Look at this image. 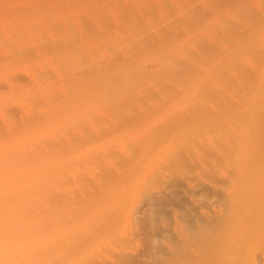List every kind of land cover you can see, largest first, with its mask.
I'll list each match as a JSON object with an SVG mask.
<instances>
[{
	"label": "rangeland",
	"instance_id": "rangeland-1",
	"mask_svg": "<svg viewBox=\"0 0 264 264\" xmlns=\"http://www.w3.org/2000/svg\"><path fill=\"white\" fill-rule=\"evenodd\" d=\"M262 50L264 0H0V120L14 123L0 124V137L11 131L18 144L30 135V144L40 125L23 122L25 110L37 120L46 109L44 149L35 152L34 146L18 145L28 159L33 153L32 158L54 160L46 167V205L59 212L52 217L63 230L60 248L74 251L67 264H264V98L258 109L255 105L241 113L237 104L242 99L234 100L247 95L260 73L264 76ZM68 93L77 97L68 100ZM89 98L91 108L81 114L95 123L57 125L63 102L74 99L71 107L78 108ZM178 108L170 118V111ZM244 111L255 114L257 125L251 126L262 133L257 136L249 128L257 143L250 141L256 146L246 157L251 167L243 177L231 178L246 181L235 183L238 188L245 186L227 189L235 200L214 195L216 201L206 192L192 197L202 207L172 206L164 222L167 234L151 230L158 244L150 252V231L141 210L144 192L159 179L153 156L162 145L158 142L167 141L166 156L180 145L197 149L201 141L184 138L183 127L210 123L219 128L231 117L244 122L251 116ZM142 127L145 132L151 128L143 136L150 144L145 141L149 150L146 145L145 154L138 155ZM119 131L122 137L114 139ZM8 138H0V174L11 177L15 168L9 164ZM214 182L220 188L221 182ZM209 194L213 201L205 202ZM8 195L4 186V204L18 211L33 199L30 192L15 199ZM214 201L219 203L212 205Z\"/></svg>",
	"mask_w": 264,
	"mask_h": 264
},
{
	"label": "bare ground",
	"instance_id": "bare-ground-1",
	"mask_svg": "<svg viewBox=\"0 0 264 264\" xmlns=\"http://www.w3.org/2000/svg\"><path fill=\"white\" fill-rule=\"evenodd\" d=\"M26 6H29V5L27 4ZM26 8H28V7H26ZM261 46L263 47V44H261ZM261 46L259 45V48H261ZM258 51H259V49H258ZM263 51L264 50H262V52ZM247 62H249V60ZM105 63H106V65H108L107 62H105ZM252 63H254V62H252ZM251 65H253V64H251ZM261 68L262 67H260V70H261ZM246 70H247V68H246ZM255 71L257 72V70H255ZM258 72H259V70H258ZM259 75H261V76H259ZM259 75H258L259 80H257L256 84L253 85L254 87L249 88L250 91H248V93L246 92V89H245L246 87H248V86H246L247 84L245 85L246 87L243 88V90L245 89V92L247 93V95L240 94L237 98H234V100L238 99V101H241V100H239V98L242 99L243 106L245 105V108L242 107L240 109L239 105L242 106V104H241L242 101H241V103L239 102L240 104L239 103L237 104L238 105L237 106L238 107L237 108L238 113H241L240 111L243 109L244 110L247 108L252 109L253 106H255V105L257 106V109L260 107L261 104H259V101H260V103H262L261 99L263 100V98H264V76H263V73H260ZM95 77L96 76H94V78ZM33 80H35V79L33 78ZM86 85H89V84H86ZM84 87L82 86L81 89L83 88V90L85 91V89H87V88L86 87L84 88ZM88 87L90 88L91 86L89 85ZM78 90H80V89H78ZM245 92H244V94H245ZM73 94H75V93H73ZM73 94H72V96H73ZM66 96H68V100H69L71 95L68 93ZM75 97H77V94H76V96H73L71 98H75ZM55 98L58 100L57 97H55ZM66 99H67V97H66ZM73 100L74 99H72L69 102H63L62 101L63 103L61 101H59L62 103V105L59 106V107H62L61 108L62 110H59L58 112H56L57 111L56 107H57V104L59 102L58 103L55 102V103H57L56 107L54 106V104H52L53 106H51V107H55V110H56L55 112L60 114V116L57 115L56 117L54 116V118L57 119L58 116H59V118L61 117L60 119L55 121V122H57V125H64V124H68V125L76 124V125H78L80 123L84 124V125L85 124H87V125L91 124L92 125L93 123H95L92 121H91L92 122L91 123L89 120H87L81 114L83 109L86 108L88 110L91 108V106H90L91 104L89 101L90 98L88 100H86V102L84 101L81 106H78V108H77V106L71 107L73 105ZM236 101L237 100H235V102ZM258 105H259V107H258ZM69 107H71L72 109L74 108V109L72 110ZM209 107H211V106H209ZM179 109L180 108L173 110V111H170L171 112L169 114L170 118L172 117L171 114L172 115L176 114L174 112H180L181 109H180V111H179ZM238 109H240V110L238 111ZM52 110L54 111L53 108H52ZM29 111H31V110H29ZM65 111H66V113H65ZM213 111L215 112L216 109H214ZM235 111L236 110H234L233 112H235ZM248 111L251 112V110H248ZM25 113H26L25 114L26 119H25V121L23 119V122H26L27 125H37V126L40 125V126L36 130L37 133H36V135H34L35 136V138L33 139L34 141L31 140L33 143L31 142L30 144H28L29 140L27 137L30 136V135H28L27 137L24 138V140L22 142H20L21 144L20 143H18V144H20V145L24 144L21 147H24L26 144H28V146H34L35 148H32V150L35 149V152H36V149H39V147H41L40 149L43 150L44 148L40 144L43 143L47 139V138H45L46 137V135H45L46 134V118L49 115L46 116L47 114H46V109H45L44 111H42L41 113L38 114V116L36 117L37 120H35V119H33L34 117L32 118V115H30L31 112L27 113L25 110ZM242 113H243V111H242ZM244 113L248 114L247 111H244ZM255 113H257V112H255ZM233 114H235V113H232V116H233ZM229 115H231V114H229ZM236 115L238 117V115H240V114H235V116ZM248 115H251V114L249 113ZM252 115L248 116V118L246 116H244V119H245V117L247 118L246 120H244L245 123L241 122L242 117L240 118V120H241L240 122L237 121L239 119L236 118L237 120L235 121V119L231 117L232 120H234L233 121L234 123L238 122L239 124H241V125H239L237 123V126L235 125L236 123L234 124L232 122L230 116H229V118L231 121L229 120L227 122L224 119V121L227 122L226 123L227 125H224V124L222 126L219 125L220 126V127L218 126L219 128H216L215 127L216 125H211L210 123H208L210 125H208V124L207 125H204V124L200 125V123H199V125H194V124L192 125L189 123L190 125H188L187 128L183 127L185 129V132H184L185 137L184 138H186V136H189V138L193 137V138H191L192 141H194V140H195V142L198 140H199V142L201 141L200 142L201 145L197 149H195L196 147L194 145H192L194 148L191 146L192 149H190V150L186 149L185 150V148L181 147L182 145H180L179 146L180 149L178 150L179 152L178 151L174 152L176 150L175 149L173 152L171 151L173 154L170 152L171 154L168 153V155L166 156L167 153L164 152L163 148H164V146H165V149H166V147H168L165 145L167 141L165 143H162L163 141L158 142L159 143V144H157L158 146L161 144L162 145L160 146V148H158V150L155 152V154L153 156H155L154 161H156L160 166V168H158V169H160L159 179L156 181L157 184L155 183L156 187L154 186L153 183L152 184H153L154 188L150 189L151 188L150 187L148 190L149 186L147 187L148 191L144 192L145 194H144L143 200H142L143 210H141V212L143 211L142 212L143 215H141V213L139 212L140 215L144 218L141 220H145L144 221L145 225L148 227V229L150 231V233L148 234L149 237L147 240V242H149L148 247H149V249H151V250H149L150 252H152V249H154L158 244V243L156 244V242H157L156 238H155V236L151 230L153 228L154 229L157 228L161 232H165L167 230L166 226L164 225V222L166 223L167 222L166 220L169 218V216L171 217L172 206H175L178 208L184 207V206H192L195 201L197 202L196 198L192 199V197L195 195H201L203 193L206 194V192L213 194V196L219 195V196H222L224 198H225V196L226 197L228 196L227 198H230V196H231L232 197L231 199L235 200L232 193L229 196V192H231V191H229V190L227 191V189L229 187L237 186L236 184H238V183L240 184L241 181H242L241 183H243V182L246 183V181L240 180V182H235L236 183L235 184L234 182H232V179L235 178L234 175L236 177H238L239 175H240V177H243V176H241V174L242 175H243V173L246 174V168L251 167L250 165H248V161H250V160H247L248 158H246V157H249V159H250V155L252 154L253 148L256 147V146L255 147L250 146V145H252L251 142L254 139L251 140L253 138V136H251V133H250L251 129L249 131V128H252V131L256 132V131H254V128H253V126H251V124L257 125V123H255L257 121V119L255 120L256 116H254L255 114L253 116ZM224 117L227 118L228 116L227 117L224 116ZM261 119L263 120V117H261ZM213 120H214V118L212 119V122H213ZM260 120L258 119L259 123H260ZM161 123H158V124H161ZM0 124L1 125H3V124L14 125V123L8 122L5 118H2L0 120ZM201 124H202V122H201ZM249 124H250V126H249ZM41 125H45V126H41ZM99 125H104V124L101 123ZM231 125H233V126H231ZM263 125H264V123H263ZM144 126H146V125H143V127ZM149 126L152 127L153 125H149ZM247 126H249V127H247ZM29 127H28V129H29ZM143 127H142V129L140 128V131L143 130L142 132H144V133H142L143 135L138 133V136H137L138 139L136 138L137 139L136 143H138L136 150H138V153H140L138 155H144L145 154L144 148H146V145H147V144L145 145V141L147 143L148 140L145 139L146 137H143V136H145L151 130L150 127L146 128V132H147L146 133L144 130L145 127H144V129H143ZM153 127H155V125ZM161 127H162V125H160V129H161ZM97 128L99 129V127H97ZM149 128H150V130H149ZM155 128L157 129V127H155ZM28 129H27V127L25 128L26 131ZM98 129H96V130H98ZM147 129H148V131H147ZM119 130H120V128H119ZM260 131H263V130H260ZM178 132L182 133V131H178ZM10 133H11V131H6L4 133V135L3 134L1 135L3 137H6V136L10 137V139L8 138V143L10 144V146L12 148V159L13 160L9 161V164L11 167H14L15 169L13 168L14 169V175H12L11 177H8L7 175L0 174V264H67L68 259L72 256V253L74 251H72V250L70 251L69 249L60 248L61 247L60 241L57 242V240H59V238H61L64 235L63 230H62V228H60V225L58 224V222L53 221V217H52L55 215L57 216L59 214V212H58L57 208H56L57 211L55 212V209L52 210L51 206L46 205V189H45V183H46L45 174L47 171L46 167H48L47 165H49L50 162H51V164H53L54 160L53 161L50 160V162H49V160L47 161L46 159L42 160L41 156H40L41 160L39 159L38 156L34 157L35 158L34 159V158H32L33 153H30L31 154L30 156H32L31 157L32 159L31 158L28 159L29 157H26V155L24 156V153H23V152H25V154H27L26 150L24 148L23 149L20 148V146L17 144V142L19 141L17 136L12 138ZM121 133L119 131L117 133L118 136H115V137L113 136V138L118 139L117 137H119V135H121V137H122L124 132L122 134ZM27 134H29V133H27ZM256 134H257V132H256ZM115 135H116V133H115ZM258 135H259V133L257 134V136ZM3 137H0V138H3ZM31 137L33 138V136H31ZM173 137H175V136H173ZM173 137H171V139H169V140L172 141L174 139ZM177 137H178V135H177ZM180 137H182V136H180ZM262 137H264V136H262ZM98 138H99V136H98ZM189 138H186V139L189 140ZM254 138L256 139L257 137H254ZM196 139H198V140H196ZM199 142H196V143H199ZM215 142H217V144H221L220 147L212 146ZM44 144H45V142H44ZM255 144H257V143H255V140H254V145ZM25 147H27V145ZM170 147H171V149H170ZM170 147L165 151L169 152L170 150H172V146H170ZM28 149H31V148H28ZM147 149L149 150L148 145H147ZM147 149L145 151H147ZM262 150L264 151V149H262ZM30 152H32V151H30ZM37 154L40 155V153H37ZM49 154H51V153H49ZM34 155H35V153H34ZM43 156L46 158V156H47L46 152H45V155H43ZM52 156H54V155H52ZM127 156L129 157V155H127ZM168 158H171V159H168ZM126 159L129 160L130 157L126 158ZM256 161H257V159H256ZM253 163L254 162H252V164ZM196 165H198L197 168L195 167ZM194 167H195V169H193ZM262 169H264V167ZM224 172H226V173H224ZM203 176H206L205 178H208L207 176H209L210 180L204 179ZM212 178L215 179L216 183L221 182L220 188L213 184L214 181H212ZM217 181H219V182H217ZM222 183H225V185L227 187L223 186V188H222L221 187V185H223ZM4 186L7 189H9L8 198L9 197H11L12 199L20 198L24 195V193L30 192L31 197L33 199L29 204H26L22 209H19V211L16 209V207L6 206L5 204L7 202V199L5 197L1 196V191H2ZM14 186H18L19 189L18 188L16 189V187H14ZM239 186H237L236 188H238ZM242 186H245V185L242 184L240 188H242ZM20 188H22V189H20ZM240 188H238V189H240ZM238 189H237V191H238ZM230 190H231V188H230ZM223 193H225V195ZM208 196H210V194ZM215 196L213 197V199L216 200ZM196 197H198V196H196ZM211 197L212 196H210V199H205L206 198L205 197L204 201L205 202L210 201L212 199ZM222 197H219V198H222ZM202 198H203V196H202ZM213 199H212V201H213ZM216 201H214L215 203H212V205L213 204L215 205L217 203ZM249 201H250V199H249ZM198 202H199V200H198ZM218 203H219V201H218ZM226 203H227V200H226ZM197 204H196V206L202 207V206L197 205ZM205 204L206 203H204V205ZM210 204L211 203H209V205ZM227 205H228V203H227ZM232 205L233 204H231L230 206H232ZM207 206L208 205H206V207ZM226 208H227V206H226ZM50 209L52 210V212L48 211ZM46 210L50 213L49 217H47V220H46ZM175 212H177V210H175ZM210 212L212 213V211H210ZM179 213H177L176 215H179V217L181 218V216H180L181 214H179ZM195 213H196V211H195ZM211 213H210V215H211ZM186 214L187 213L185 212V215ZM213 214H215V212ZM182 215H184V214H182ZM204 215H203V217H204ZM255 215H256V213H255ZM20 219H22V220H20ZM195 219H196V217H195ZM161 222H163V223L161 224ZM158 224L159 225L161 224V225L159 226ZM202 224H204V222H202ZM190 225H192V223ZM157 226H159V227H157ZM169 226H167V227H169ZM193 230H195V229H193ZM160 233H158V234H160ZM159 237H161V236H159ZM71 241H72V239H71ZM157 249H159V248H157ZM184 249H183V251H184ZM158 252H159V250H158ZM123 258H124V256H123ZM130 260H131V258H130ZM158 262H160V261H158ZM163 263H165V262H163Z\"/></svg>",
	"mask_w": 264,
	"mask_h": 264
}]
</instances>
